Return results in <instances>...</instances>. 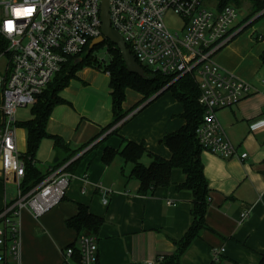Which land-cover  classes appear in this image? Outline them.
I'll list each match as a JSON object with an SVG mask.
<instances>
[{"label":"crops","instance_id":"crops-1","mask_svg":"<svg viewBox=\"0 0 264 264\" xmlns=\"http://www.w3.org/2000/svg\"><path fill=\"white\" fill-rule=\"evenodd\" d=\"M252 20L241 23L237 19L234 29L238 32L215 55L223 69L248 81L253 91L217 112L237 156L224 158L206 150L200 152L209 185L208 229L194 238L181 256V264H209L214 260L212 251L220 248L219 264H260L264 258V61L260 57L264 32H258ZM110 92L109 73L92 67L79 69L59 91L63 102L52 108L46 131L59 136L68 149H57L52 138H43L32 161L34 167L45 174L69 153L95 139L73 156L78 163L65 197L39 218L27 210L22 212L21 264H61L62 250L73 242L77 245L82 235L66 223L80 204L104 221L95 234L97 264H162L161 258L175 251L172 240L180 239L188 229L192 193L176 189L185 179L180 169L172 170L169 186L140 195L139 180L129 177L131 163L119 156L109 164L102 161L106 147L121 149L126 141L144 144L146 152L140 162L145 166L152 155L169 159L171 152L160 140L185 123L182 105L170 92L159 91L144 98L127 88L122 123L116 133L105 137L111 128L100 132L113 119ZM1 103L0 92V107ZM31 117V106L15 111V122ZM14 134L18 151L25 154L27 130L15 124ZM243 152L247 157L240 160ZM102 187L111 191L106 205L101 203ZM16 193L15 182L4 183L0 176V209ZM244 211L248 214L240 219Z\"/></svg>","mask_w":264,"mask_h":264},{"label":"built area","instance_id":"built-area-1","mask_svg":"<svg viewBox=\"0 0 264 264\" xmlns=\"http://www.w3.org/2000/svg\"><path fill=\"white\" fill-rule=\"evenodd\" d=\"M208 2H213L208 4ZM110 25L123 37L136 62L154 73L173 80L193 73L204 108L196 136L202 150L220 157L237 156L236 146L227 138L217 112L233 106L253 91L252 85L223 69L216 53L238 32L234 5L218 7L217 0H108ZM101 0H1L0 34L7 40L0 54V176L14 181L16 197L0 209V264H21V214L24 210L39 218L66 195L72 173L63 166L50 171L40 183L22 193L20 182L25 163L16 147L15 111L32 106L39 94L69 56L83 52L91 40L101 35ZM31 8V14L17 17L15 9ZM167 13L179 19L170 29ZM12 22V30L7 22ZM172 80V81H173ZM122 121L111 127L116 128ZM247 153L238 158L243 160ZM101 203H108L109 188H100ZM244 211L240 219L247 216ZM74 249L62 250L61 264H97L96 237L82 234ZM223 248L212 251L214 259ZM162 259V258H161Z\"/></svg>","mask_w":264,"mask_h":264},{"label":"trees","instance_id":"trees-1","mask_svg":"<svg viewBox=\"0 0 264 264\" xmlns=\"http://www.w3.org/2000/svg\"><path fill=\"white\" fill-rule=\"evenodd\" d=\"M249 1L255 13L264 8V0ZM217 2L218 7L222 8L226 5L238 6L240 0H217ZM262 14L264 15V12ZM7 45V40L0 34V54L5 52ZM102 45L107 47V58L100 57L96 53V50ZM260 57L264 61V50ZM84 67L102 69L107 71L110 76L113 119L101 130L100 135L124 118L125 113L122 110V102L127 88L141 93L144 98H148L159 91L161 93L170 92L182 105V118H184L185 123L176 131L165 134L160 140L171 152L169 159L152 155L150 164L145 166L140 162V158L146 152L144 144L134 141H126L121 149L106 147L102 154V161L105 164L111 163L116 156H119L126 163H131L129 177L139 180L138 194L140 195L151 194L158 187L169 186L173 169H180L185 174L184 181L177 184L176 189H188L192 193L191 221L184 235L178 240H172L175 251L168 256H163L161 259L162 264H181V256L194 238L199 235L201 230L208 229L205 218L210 203L209 185L204 176L200 160L202 146L196 136V128L202 122L204 108L198 102L200 90L193 73H186L173 80L172 76L154 73L146 67H143V76L128 72L120 51L109 40H105L89 52L87 45L80 54L69 56L47 86L35 96L34 103L31 106L32 117L26 121L15 122L16 125L27 130L26 153L20 156L25 163V174L20 182L21 192L29 191L40 183L46 174L65 164L64 170L73 174L78 163V158L73 159V156L95 139L90 140L85 146H80L71 154L69 153L63 161L54 165L45 174L33 165L32 161L38 145L45 137L52 138L57 149H68L59 136L47 133L46 122L52 108L63 102L58 95L59 91L68 84L71 78L75 77V73L79 69ZM116 130V128L112 129L106 133L105 137L116 133ZM103 222L102 217L90 213L87 206L83 204H80L77 213L66 221L67 226L73 229L78 236L81 234L95 236ZM68 246L74 249V254L77 256V245L73 242ZM209 264H219V260L214 259ZM231 264L239 263L233 261ZM260 264H264V258Z\"/></svg>","mask_w":264,"mask_h":264},{"label":"water","instance_id":"water-1","mask_svg":"<svg viewBox=\"0 0 264 264\" xmlns=\"http://www.w3.org/2000/svg\"><path fill=\"white\" fill-rule=\"evenodd\" d=\"M108 0H101L100 19H101V35L93 38L88 46V52L95 46L102 44L105 40H109L120 51L121 57L125 63L128 72L135 73L139 76L144 75V69L140 66L133 54L129 51L125 44L122 35L110 25V18L108 12Z\"/></svg>","mask_w":264,"mask_h":264},{"label":"rangeland","instance_id":"rangeland-1","mask_svg":"<svg viewBox=\"0 0 264 264\" xmlns=\"http://www.w3.org/2000/svg\"><path fill=\"white\" fill-rule=\"evenodd\" d=\"M210 3H213V2H208V4ZM235 6L238 7L237 8L238 9L237 18L241 19V23L254 18L252 22L254 21L255 23H253L252 25L256 26L258 32H264V15L262 14L264 12V8L260 12L255 13L252 10V5L249 0H240L239 5L238 6L235 5ZM165 20H166V24L168 25L170 29L174 30L179 27V19L174 14L167 13V15L165 16ZM243 37H246V36L243 35ZM236 38H238V36ZM106 52H107L106 45H102L98 50H96L97 55H99L100 57H106L107 56ZM2 64H3V58L0 59V67L2 66Z\"/></svg>","mask_w":264,"mask_h":264},{"label":"snow or ice","instance_id":"snow-or-ice-1","mask_svg":"<svg viewBox=\"0 0 264 264\" xmlns=\"http://www.w3.org/2000/svg\"><path fill=\"white\" fill-rule=\"evenodd\" d=\"M24 9L26 10L27 15L31 14V12L33 11L31 8H27V7H25ZM17 11H18V8L15 9V13H16ZM27 15H26V16H27ZM17 17H20V16H17ZM23 17H24V16H23ZM7 25H11V27H8V30L11 31V30H12V27H13L12 22H11V21L7 22Z\"/></svg>","mask_w":264,"mask_h":264},{"label":"clouds","instance_id":"clouds-1","mask_svg":"<svg viewBox=\"0 0 264 264\" xmlns=\"http://www.w3.org/2000/svg\"><path fill=\"white\" fill-rule=\"evenodd\" d=\"M15 15L23 17V16H26L27 13H26V10L24 8H18V11L15 13ZM8 27H11V25H7V28Z\"/></svg>","mask_w":264,"mask_h":264}]
</instances>
